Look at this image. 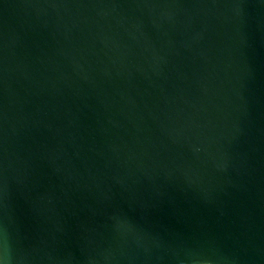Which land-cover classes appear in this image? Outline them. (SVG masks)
<instances>
[{"label":"water","instance_id":"1","mask_svg":"<svg viewBox=\"0 0 264 264\" xmlns=\"http://www.w3.org/2000/svg\"><path fill=\"white\" fill-rule=\"evenodd\" d=\"M0 264H264V0H0Z\"/></svg>","mask_w":264,"mask_h":264}]
</instances>
